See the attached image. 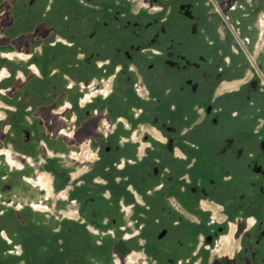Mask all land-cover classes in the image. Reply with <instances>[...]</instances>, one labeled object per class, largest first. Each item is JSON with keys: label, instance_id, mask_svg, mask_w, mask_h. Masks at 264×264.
I'll return each mask as SVG.
<instances>
[{"label": "flooded vegetation", "instance_id": "flooded-vegetation-1", "mask_svg": "<svg viewBox=\"0 0 264 264\" xmlns=\"http://www.w3.org/2000/svg\"><path fill=\"white\" fill-rule=\"evenodd\" d=\"M263 20L264 0H0L32 54L0 88L32 112L1 146L50 140L105 180L69 169L67 264H264ZM4 232L20 256L52 236Z\"/></svg>", "mask_w": 264, "mask_h": 264}, {"label": "crops", "instance_id": "crops-1", "mask_svg": "<svg viewBox=\"0 0 264 264\" xmlns=\"http://www.w3.org/2000/svg\"><path fill=\"white\" fill-rule=\"evenodd\" d=\"M0 31H3V29ZM27 40L29 39L25 38L20 41L21 45L24 44L23 46L20 45L22 48L26 46ZM3 50H10L11 52L1 53L2 55L0 56V88L12 87L8 83L10 80L9 76L12 73L9 70V64H15L14 66H18V64H27L32 56V54H28L26 50L20 52L14 50L12 46L0 49V51ZM8 53H22L27 55L28 58H6L5 56ZM60 59L63 61L64 57H60ZM30 67L32 70L34 69L33 65ZM3 71L9 72L6 78L1 77ZM16 77L22 78V80L26 78L22 72H18ZM10 105L15 108L13 104L9 102L6 103L0 96V125L1 128H4V131L9 128L8 125L4 124V121L13 110L10 109ZM4 131L0 133V145H2V138L5 137ZM17 139H19V137H17ZM50 148H55L54 143L50 140L48 142H42L34 151L30 150L31 148L27 145H23L22 147L18 146L17 148H14L11 144H8L7 147L0 146V157H5L6 155H4V153L2 154V152L7 151L13 159L17 157L22 164V168L16 171V173L22 175V178L12 185L8 192L0 193V234L6 237L7 235L4 231L7 229H10L13 234L23 231L24 238L28 241L30 231L42 232L43 229H45L52 233L51 238L46 243L41 246H34L22 256L8 255L1 251L0 248V264H67L69 255L67 252L66 226L69 223L68 219L74 217L73 210L67 204L68 187L66 185V176L69 169L73 172V178H82L85 174H88L90 176V181L92 179L93 182L105 183L103 174H91L93 162L76 168L67 158L54 155ZM22 158L25 159L23 160ZM2 165H6V163L4 162ZM6 167L8 168L7 165ZM105 171L106 170H104V172ZM0 173H2L1 167ZM4 176L3 180L6 181L9 176H11V173L6 172ZM39 178H43L47 181L49 191L28 183V179L36 180ZM39 203L48 207L50 213V215L45 216L46 219H44V221L40 220L43 215H39L38 217V215L31 210V207ZM211 208L214 210V207ZM10 214H18V216H22V219L17 220L14 217L11 218ZM22 241L20 240L18 243L22 245ZM0 243L6 245L2 236H0ZM136 255L143 256L141 253H136ZM11 260L13 261L11 262Z\"/></svg>", "mask_w": 264, "mask_h": 264}, {"label": "rangeland", "instance_id": "rangeland-1", "mask_svg": "<svg viewBox=\"0 0 264 264\" xmlns=\"http://www.w3.org/2000/svg\"><path fill=\"white\" fill-rule=\"evenodd\" d=\"M31 29H33L32 27H30ZM23 27H8L7 28V31L4 33L3 31H0V49H4V47H13L14 50H17V51H20V52H24V50L28 49V45L26 44V46L24 48H22L21 46V40L22 39H25L24 35H23ZM24 30L26 31V27L24 28ZM241 30L242 32L244 33L245 32V27H241ZM26 33V39L28 38L29 36V32H25ZM7 34L6 37H4V35ZM21 45V46H20ZM16 46V47H15ZM20 46V47H19ZM13 50V49H12ZM7 52H11L10 50H3V51H0V56L4 53H7ZM2 53V54H1ZM13 64L10 63L9 64V69H10V72L12 70V66ZM15 65V64H14ZM1 68V66H0ZM17 68V67H16ZM28 80H29V84L28 86L29 87H32V84L34 82V78L32 77V75L28 76ZM10 84V86L14 87V88H17L19 86H21V83H19V81H15V80H9L8 82ZM19 106V109L16 110V108H14L13 106L10 105V109L12 110L9 114H8V127H10V125H12V127L9 128V135H13V136H18L19 138L21 137L18 132V128L20 127V124L21 122L23 121V117H29V115L32 114V112L29 111V106L25 107V105L21 106L20 104L18 105ZM22 111H21V110ZM28 110V111H27ZM60 112V110L58 111ZM11 123V124H10ZM15 132H18L19 134H16ZM0 133H1V125H0ZM1 146V145H0ZM32 150V148L30 149ZM15 157V156H14ZM15 160H17L18 162H20L19 159H17V157H15ZM4 162H6V157H0V167H1V170H2V173H0V193H3V192H8L10 189H6L5 187L6 186H11L14 185L15 182H17L19 179L22 178V175L19 174V173H16V171L18 170V168L16 167H11L7 164L6 162V165L8 166V168L6 167V165H2L4 164ZM21 163V162H20ZM2 165V166H1ZM6 172H9L11 173V176H9L8 180H3V176L6 174ZM5 178V176H4ZM10 180V181H9ZM34 180V179H33ZM44 181L47 183V181L44 179ZM30 183V182H28ZM30 185H33L32 183H30ZM2 210V209H1ZM33 213H36L39 217V215H43L40 220L41 221H44L45 216L46 215H50L49 211H45V212H41L39 210H37L35 207L33 208ZM11 215V218H15V219H18V214H10ZM42 243H40V246H41ZM6 245L4 243H0V248L1 249H6ZM9 255V254H8ZM134 255V256H133ZM136 254L134 253H131L129 255H127L126 258H124V262L125 264H129V258L130 257H135ZM5 258V257H4ZM11 258V257H9ZM7 258V259H9ZM6 259V258H5ZM135 263L134 264H145V260H144V255L143 256H136L135 257ZM13 260H11L12 262Z\"/></svg>", "mask_w": 264, "mask_h": 264}, {"label": "built area", "instance_id": "built-area-1", "mask_svg": "<svg viewBox=\"0 0 264 264\" xmlns=\"http://www.w3.org/2000/svg\"><path fill=\"white\" fill-rule=\"evenodd\" d=\"M260 30L261 32H264V20L260 21Z\"/></svg>", "mask_w": 264, "mask_h": 264}, {"label": "bare ground", "instance_id": "bare-ground-1", "mask_svg": "<svg viewBox=\"0 0 264 264\" xmlns=\"http://www.w3.org/2000/svg\"><path fill=\"white\" fill-rule=\"evenodd\" d=\"M43 181V180H42ZM44 185V184H43ZM46 186H47V184H46Z\"/></svg>", "mask_w": 264, "mask_h": 264}]
</instances>
